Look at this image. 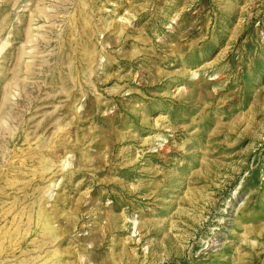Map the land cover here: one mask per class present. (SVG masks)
Listing matches in <instances>:
<instances>
[{
  "label": "rangeland",
  "instance_id": "rangeland-1",
  "mask_svg": "<svg viewBox=\"0 0 264 264\" xmlns=\"http://www.w3.org/2000/svg\"><path fill=\"white\" fill-rule=\"evenodd\" d=\"M0 264H264V0H0Z\"/></svg>",
  "mask_w": 264,
  "mask_h": 264
}]
</instances>
